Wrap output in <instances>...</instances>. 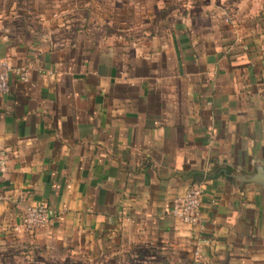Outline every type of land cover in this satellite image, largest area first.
I'll return each mask as SVG.
<instances>
[{
    "label": "crops",
    "instance_id": "crops-1",
    "mask_svg": "<svg viewBox=\"0 0 264 264\" xmlns=\"http://www.w3.org/2000/svg\"><path fill=\"white\" fill-rule=\"evenodd\" d=\"M0 59V264H264V0H0Z\"/></svg>",
    "mask_w": 264,
    "mask_h": 264
},
{
    "label": "built area",
    "instance_id": "built-area-1",
    "mask_svg": "<svg viewBox=\"0 0 264 264\" xmlns=\"http://www.w3.org/2000/svg\"><path fill=\"white\" fill-rule=\"evenodd\" d=\"M13 68L6 60L0 59V96L6 94L9 89L8 77ZM20 81L25 80V73L15 70ZM202 189L200 186L190 187L183 193L173 197L170 202L169 214L178 223L189 226L197 230H202L199 220L198 210L202 200ZM51 217V211L44 204L25 205L18 217V222L12 227V232H30L45 225ZM192 256H198L197 247L192 252Z\"/></svg>",
    "mask_w": 264,
    "mask_h": 264
},
{
    "label": "water",
    "instance_id": "water-1",
    "mask_svg": "<svg viewBox=\"0 0 264 264\" xmlns=\"http://www.w3.org/2000/svg\"><path fill=\"white\" fill-rule=\"evenodd\" d=\"M249 184L264 188V168L260 167L247 178Z\"/></svg>",
    "mask_w": 264,
    "mask_h": 264
},
{
    "label": "rangeland",
    "instance_id": "rangeland-1",
    "mask_svg": "<svg viewBox=\"0 0 264 264\" xmlns=\"http://www.w3.org/2000/svg\"><path fill=\"white\" fill-rule=\"evenodd\" d=\"M99 262H102V261H99ZM79 264H87V262H85L84 260H81V262Z\"/></svg>",
    "mask_w": 264,
    "mask_h": 264
}]
</instances>
